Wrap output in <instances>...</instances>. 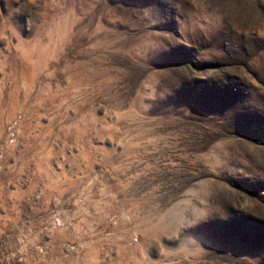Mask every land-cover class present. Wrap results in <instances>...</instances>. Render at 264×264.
I'll use <instances>...</instances> for the list:
<instances>
[{
  "label": "rangeland",
  "instance_id": "obj_1",
  "mask_svg": "<svg viewBox=\"0 0 264 264\" xmlns=\"http://www.w3.org/2000/svg\"><path fill=\"white\" fill-rule=\"evenodd\" d=\"M0 264H264V0H0Z\"/></svg>",
  "mask_w": 264,
  "mask_h": 264
}]
</instances>
